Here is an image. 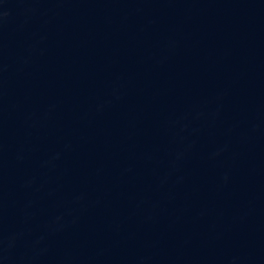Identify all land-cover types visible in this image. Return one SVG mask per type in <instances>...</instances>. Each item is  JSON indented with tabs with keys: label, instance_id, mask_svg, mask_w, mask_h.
<instances>
[{
	"label": "water",
	"instance_id": "water-1",
	"mask_svg": "<svg viewBox=\"0 0 264 264\" xmlns=\"http://www.w3.org/2000/svg\"><path fill=\"white\" fill-rule=\"evenodd\" d=\"M0 264H264V0H0Z\"/></svg>",
	"mask_w": 264,
	"mask_h": 264
}]
</instances>
